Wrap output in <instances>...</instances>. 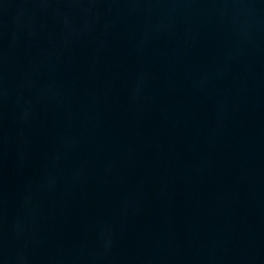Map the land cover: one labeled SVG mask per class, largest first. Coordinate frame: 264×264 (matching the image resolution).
Returning a JSON list of instances; mask_svg holds the SVG:
<instances>
[{
  "label": "water",
  "instance_id": "obj_1",
  "mask_svg": "<svg viewBox=\"0 0 264 264\" xmlns=\"http://www.w3.org/2000/svg\"><path fill=\"white\" fill-rule=\"evenodd\" d=\"M0 264H264V0H0Z\"/></svg>",
  "mask_w": 264,
  "mask_h": 264
}]
</instances>
